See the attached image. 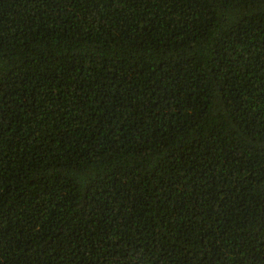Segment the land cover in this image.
I'll use <instances>...</instances> for the list:
<instances>
[{
    "label": "trees",
    "instance_id": "obj_1",
    "mask_svg": "<svg viewBox=\"0 0 264 264\" xmlns=\"http://www.w3.org/2000/svg\"><path fill=\"white\" fill-rule=\"evenodd\" d=\"M0 264H264V0H0Z\"/></svg>",
    "mask_w": 264,
    "mask_h": 264
}]
</instances>
